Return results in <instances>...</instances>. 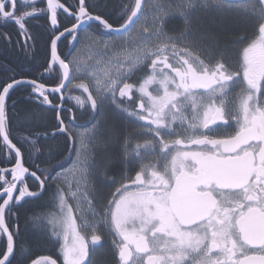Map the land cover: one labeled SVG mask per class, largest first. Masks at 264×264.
<instances>
[{
	"label": "snow or ice",
	"instance_id": "6c2138e0",
	"mask_svg": "<svg viewBox=\"0 0 264 264\" xmlns=\"http://www.w3.org/2000/svg\"><path fill=\"white\" fill-rule=\"evenodd\" d=\"M104 7L0 0V21L16 27L26 52L29 21L50 25L43 71L0 78V150L11 165L0 166V264L25 252L13 209L45 193L53 251L29 264H101L106 248L111 264H264V0H121L115 15ZM65 14L73 23L60 31ZM89 27L88 39L104 45L100 70L58 53L61 37L71 47ZM49 76L54 86L42 82ZM21 89L40 109L30 118L51 124L46 137L67 141L59 159L60 145L45 153L54 163L44 167L26 166L25 151H39L31 134L13 142ZM73 89L81 94L66 95ZM66 99L83 124L62 117L72 111ZM125 124L142 142L125 137Z\"/></svg>",
	"mask_w": 264,
	"mask_h": 264
},
{
	"label": "trees",
	"instance_id": "16d2710c",
	"mask_svg": "<svg viewBox=\"0 0 264 264\" xmlns=\"http://www.w3.org/2000/svg\"><path fill=\"white\" fill-rule=\"evenodd\" d=\"M117 2L118 0H111L110 7L113 6L112 8H116L118 6ZM30 29L34 39L28 41L30 48L26 52L23 49L24 40L22 37L18 36L16 27L11 23L5 24L0 21V33H8L11 39V46H9L5 38L0 36V78L9 76L11 70H15L17 78L21 76L35 78L37 72H39L40 69L46 65L47 60L50 59V40L48 36L41 29L36 30L31 27ZM17 41H20V43L17 44ZM63 45L65 47L63 52L68 53L69 40L68 43L65 44H62V41H60L58 47L60 48ZM59 48L58 53L60 51ZM42 82L47 86H54L58 81L54 76H50L45 77ZM26 96V89L18 90L12 96L13 99L17 100L18 114L17 117L14 118L13 123V142L20 146L19 142L16 140V134L23 136L31 134V138L36 141L35 148L39 149V151H35L34 155L30 156L27 151L22 149V151H25L24 158L27 161L26 166H32L33 160H35L41 167H44L46 163H54V160H48L45 153L54 146L60 145V150L55 153V158L59 159L60 156L64 155L66 152L67 141L64 136H57L55 139L46 137L45 134H50L52 132V126L46 121L30 118L32 113L40 111V109H38L36 103L30 102ZM47 115L51 117L53 114L47 113ZM118 151L120 150L118 149ZM4 156L5 153L0 150V166H11L7 164ZM70 160L65 161V167L68 166ZM33 170H35V167H33ZM32 184L34 187L31 190H38V185L36 183ZM48 200L49 195L45 193L39 198H26L13 209L16 217L14 222L18 224L20 230V237L17 240V245H20L21 241H23V248L25 250L24 255H21L19 249H17L16 259L18 264H29L31 259L38 258L40 255L51 254L53 251L50 247H45L47 244L45 231L49 234L51 233V225L48 223V218L54 211L52 207L47 206L46 202ZM1 237L3 236L0 235V238ZM2 244L3 241H0V246H2ZM97 259L101 261V264H111V251H104L103 256Z\"/></svg>",
	"mask_w": 264,
	"mask_h": 264
},
{
	"label": "flooded vegetation",
	"instance_id": "af4514ba",
	"mask_svg": "<svg viewBox=\"0 0 264 264\" xmlns=\"http://www.w3.org/2000/svg\"><path fill=\"white\" fill-rule=\"evenodd\" d=\"M110 1L111 0H98V3L106 4V7L102 8V9H97V11H104V12L108 13L109 15H115L116 12L118 11V7H116V8L115 7L112 8L113 6L110 7V4H111ZM40 2H41V5L43 6L46 3V0H40ZM68 2L71 3V2H73V0H68ZM120 2H121V0H118V2H117L118 5H119ZM106 18H108V17H106ZM58 19L60 21V28H59L60 31H62L64 29V27H71V24L73 23L72 18L71 17H67L66 14L58 17ZM110 22H112V21L110 20ZM29 26L31 28H35L36 30L37 29L43 30L45 32V34L48 36L49 40H50V34H49L50 25L48 24L47 18L45 16L36 17L34 20H30L29 21ZM93 32H95V29L92 28V27H89L87 32H83L82 31L80 42L79 43L76 42L75 45H74V47H76V48H74L75 50L74 49L71 50L72 48L69 47L68 53H70V56L68 57V59H71V56L73 55V53L79 48V46L81 45L82 38L84 37V35L92 34ZM96 35L99 36L100 33H96ZM68 40H69V38H67V36H66V37H61L60 41H62V44H65V43H68ZM60 41H58V45H59ZM60 48H59V50H60L59 54H61L64 51L63 49H65V47L63 45ZM64 54L65 53L63 52L61 54V57L65 58ZM40 71H43V68L40 69ZM80 94H81V90L73 89L70 93H68L66 95H80ZM50 99H53L54 103H60L59 94H57L55 97H50ZM65 107L66 108H71V110H72L71 113H69L67 111L62 113V117L66 118V120L70 119L71 115H77L78 119H77L76 123L79 125V124H83L84 120L87 119L86 116H84L83 118H80V114L83 112V110L79 109V107L75 104L74 100L66 99ZM48 113H51V112H48ZM76 131L77 132H83L84 129L83 128H78V129H76ZM138 131L139 130L134 125L126 124V126H125V137L128 138V139H131L133 142H136V141L142 142V138L137 135ZM94 144L95 143L92 142V146H89V150H90V152H88L89 155L93 154V151H94L93 145ZM119 150L121 152L123 151V142H121V147L119 148ZM70 162H71V160H70ZM32 183H35V182H33L32 179L29 177L30 189H32L34 187V185ZM31 184H32V186H31ZM0 202H2V198L0 199ZM0 241L4 242V238L1 237ZM106 250L110 251V249H108V248H106L104 251H106ZM99 257L100 256H98L97 258H99Z\"/></svg>",
	"mask_w": 264,
	"mask_h": 264
},
{
	"label": "rangeland",
	"instance_id": "374dc122",
	"mask_svg": "<svg viewBox=\"0 0 264 264\" xmlns=\"http://www.w3.org/2000/svg\"><path fill=\"white\" fill-rule=\"evenodd\" d=\"M91 34H86L82 38L81 45L71 56L73 62L83 61L85 65L92 64L97 70L103 69V62L97 63L98 60H101L100 53L103 51L104 45L101 43H94L88 39V36ZM114 37V36H113ZM115 38V37H114ZM109 47L111 43L109 42ZM76 48V47H75ZM102 74V73H101ZM95 143V142H93ZM87 147L85 148V154L90 152L89 146H92V142H86ZM89 155V154H88ZM92 155V154H91ZM71 165V162L67 167ZM65 167V168H67Z\"/></svg>",
	"mask_w": 264,
	"mask_h": 264
},
{
	"label": "bare ground",
	"instance_id": "6f19581e",
	"mask_svg": "<svg viewBox=\"0 0 264 264\" xmlns=\"http://www.w3.org/2000/svg\"><path fill=\"white\" fill-rule=\"evenodd\" d=\"M67 36V35H66ZM75 43H76V41H73L72 42V45H71V47L70 48H72L71 50H73L75 47H74V45H75ZM75 50V49H74Z\"/></svg>",
	"mask_w": 264,
	"mask_h": 264
},
{
	"label": "water",
	"instance_id": "95a60500",
	"mask_svg": "<svg viewBox=\"0 0 264 264\" xmlns=\"http://www.w3.org/2000/svg\"><path fill=\"white\" fill-rule=\"evenodd\" d=\"M67 35V34H66ZM112 35H114V34H112ZM1 199V198H0ZM35 199V198H34Z\"/></svg>",
	"mask_w": 264,
	"mask_h": 264
}]
</instances>
